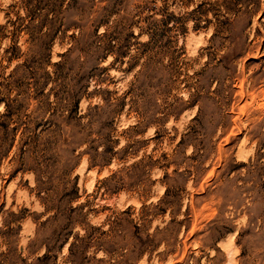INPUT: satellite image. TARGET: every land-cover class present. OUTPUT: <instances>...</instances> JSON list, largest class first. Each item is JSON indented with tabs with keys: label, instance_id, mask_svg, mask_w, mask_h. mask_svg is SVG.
Returning a JSON list of instances; mask_svg holds the SVG:
<instances>
[{
	"label": "rangeland",
	"instance_id": "rangeland-1",
	"mask_svg": "<svg viewBox=\"0 0 264 264\" xmlns=\"http://www.w3.org/2000/svg\"><path fill=\"white\" fill-rule=\"evenodd\" d=\"M9 74L0 264H264V0H0Z\"/></svg>",
	"mask_w": 264,
	"mask_h": 264
},
{
	"label": "trees",
	"instance_id": "trees-1",
	"mask_svg": "<svg viewBox=\"0 0 264 264\" xmlns=\"http://www.w3.org/2000/svg\"><path fill=\"white\" fill-rule=\"evenodd\" d=\"M74 0H68V2H73ZM68 4V3H67ZM46 21V20H45ZM45 21H43L42 23H45ZM42 25H40V26H38V25H36V26H31L32 28H30L29 30H31V32L32 31H35L34 33L35 34H39L40 32H41V30H42V27H41ZM25 27H27V28H29V26H28V24H27V26H25ZM31 32H28L29 33V35H31V36H29L30 37V39L31 38H33V36L32 35H34V34H32ZM48 35H50L49 34V32L47 31V32H45V33H40L39 34V38H43V37H45V36H47L48 37ZM52 37H53V34L51 35V38L49 39V41L46 43L47 44V48L49 49V45L51 44V42H52ZM35 38H37V37H35ZM15 51H17V47L16 46H12V47H10L8 50H6V53H8V56H7V60H12L13 59V57H15V55H17V53L15 52ZM43 63H44V61H43ZM45 64H48V60H46V63ZM53 65H56V63H54ZM29 67V66H28ZM17 69L18 68H23V70L25 71V75H26V77H28V78H30V79H32V81H33V83H32V85H33V92H34V95L35 96H33V97H36V99L39 101V103H40V105H41V107H42V109H43V111H49L48 109H49V106H50V102L49 101H47V99H48V92L49 91H47V93H45L44 92V90H45V88H46V85L51 81H53V79H52V77H51V75H50V73L48 72V71H46V70H41L42 72L40 73L39 72V70L40 69H42L43 67H41V66H38L37 68L39 69H35V70H33V68L32 67H30L31 69H26L27 68V66L25 65V63H22L21 65H18L17 67H16ZM17 69H15V70H17ZM38 73H39V75H38ZM8 76V77H7ZM6 77H3V76H1L0 75V77L1 78H3L4 80H7L9 77H11V74H9V75H7ZM1 100V99H0ZM12 102V101H11ZM4 113L2 114V115H4V116H11V114H12V109H11V107L9 106V104H7V102H5V104H4ZM77 109V103L75 102L74 104H72V108H71V110H76ZM44 125H47V126H49V125H51V123H50V121H48V120H43V119H40V120H38V122H35L34 124H33V130H32V132H34V130H37L38 128H39V126H44ZM0 127L1 128H3V129H5L6 127H5V125L4 124H0ZM14 130L16 131V127H14Z\"/></svg>",
	"mask_w": 264,
	"mask_h": 264
}]
</instances>
